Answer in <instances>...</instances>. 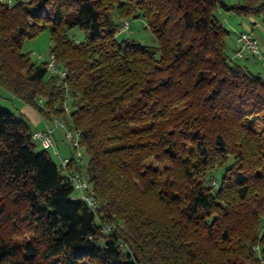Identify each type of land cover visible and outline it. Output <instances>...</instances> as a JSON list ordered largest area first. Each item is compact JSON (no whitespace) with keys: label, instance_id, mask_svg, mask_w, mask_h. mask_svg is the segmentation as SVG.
I'll return each instance as SVG.
<instances>
[{"label":"trees","instance_id":"obj_1","mask_svg":"<svg viewBox=\"0 0 264 264\" xmlns=\"http://www.w3.org/2000/svg\"><path fill=\"white\" fill-rule=\"evenodd\" d=\"M217 8L264 14L257 0L0 2V87L45 119L66 117L68 94L100 202L95 216L73 199L0 105V264H264V76L227 52ZM125 17L158 46L118 40ZM43 29L64 78L22 50Z\"/></svg>","mask_w":264,"mask_h":264},{"label":"rangeland","instance_id":"obj_2","mask_svg":"<svg viewBox=\"0 0 264 264\" xmlns=\"http://www.w3.org/2000/svg\"><path fill=\"white\" fill-rule=\"evenodd\" d=\"M224 3L228 5L233 4H243L248 0H222ZM258 4L264 5V0H257ZM217 18L221 21L223 26L228 30V35L225 39L226 41V49L227 52L232 55L234 51L237 49L236 39L235 37L242 31H250L255 36L258 37L259 43L264 41V14L256 13L253 15L241 16L238 15L236 12L232 10H226L223 8H217L215 11ZM124 20L129 21V28L124 31L116 34L118 40L121 39H129L137 41L141 44L157 47L158 43L153 35L152 31L147 27L143 18H129L125 17ZM122 20V19H121ZM67 35L69 38L75 40L76 42L82 41L85 37L84 30L78 26H75L67 31ZM49 47H50V35L48 29L41 30L35 37L31 39H27L22 44V50L25 52H29V55L33 61H46L49 57ZM260 54L258 55H248L246 60L250 63L249 65L245 63V59L238 58L237 61L246 65L248 69L258 72L260 75L264 76V43H260ZM41 55V59L37 60L36 55ZM247 53H243V56ZM261 57V58H260ZM49 75V71L47 72L46 76ZM4 92V91H3ZM70 97L67 98V106H68V114L72 111ZM0 105L5 109H9L14 111L15 107L21 105V103L9 95H4L0 91ZM18 116L17 112L15 113ZM50 118V117H49ZM65 123L68 124L69 118L66 115L65 118L60 117ZM62 130V129H61ZM56 145L59 149L61 156H68L71 154V149L67 146V141L63 137V130L62 134H57L55 138ZM35 146L34 149L36 152L42 151L41 146L34 142ZM50 154L52 161L58 166L59 168V158L58 156L53 154V151L47 150ZM231 159H228L226 163L217 168L214 171L215 177L218 180L219 177L223 174L225 168L230 164ZM206 181L210 180L209 178L205 179Z\"/></svg>","mask_w":264,"mask_h":264},{"label":"built area","instance_id":"obj_3","mask_svg":"<svg viewBox=\"0 0 264 264\" xmlns=\"http://www.w3.org/2000/svg\"><path fill=\"white\" fill-rule=\"evenodd\" d=\"M2 3L11 5L14 0H0ZM129 28V21L122 20L118 32H124ZM237 49L232 54L233 57L243 56V53H249L251 55L260 54V43L258 38L250 31H242L236 36ZM37 60L41 59V55H36ZM46 68L51 75H56L59 78H64L66 73L58 66V63L52 54H49L48 60H46ZM64 86L66 84L64 83ZM68 94L65 93L62 101V109L68 115L69 122L65 125L64 121L60 117L51 115L50 120L53 127H59L63 130V137L67 141V145L71 149V157H61L59 149L57 148L53 127L46 125L43 129H33L31 132V140L37 142L42 149L52 150L53 154L59 158V168L69 181L73 194L72 198L75 200H81L88 209L96 216L98 209L100 208L99 199L95 196L94 190L86 175V154L85 150L79 141V131L71 126L70 116L68 114L67 106ZM42 99L38 102L41 104ZM71 158L73 164H71ZM102 228L106 233L112 230V226L108 222L102 224Z\"/></svg>","mask_w":264,"mask_h":264},{"label":"crops","instance_id":"obj_4","mask_svg":"<svg viewBox=\"0 0 264 264\" xmlns=\"http://www.w3.org/2000/svg\"><path fill=\"white\" fill-rule=\"evenodd\" d=\"M260 43L262 44V43H264V41H261ZM248 55H251V54L247 53V54H245L244 56H242L240 58L242 60L245 59V63L249 65L250 63L248 62V60H246V59H248L247 58ZM252 56H254V55H252ZM0 91H1V93H3L6 96L9 95L10 97H13V98L17 99L21 103V105H18V107H15V110H16L15 113L17 112L18 116H22L23 118H25L29 122V124H30L32 129H39L40 130V129H43L46 125L52 126V122H51L50 118L45 119L32 106L24 103L23 101H21L20 99L14 97V96H12L11 94H9L6 90L2 89L1 87H0ZM53 134H54V138H56L57 134L61 135L62 134L61 128L53 127ZM61 157H68L69 158V157H71V154L68 155V156H61Z\"/></svg>","mask_w":264,"mask_h":264}]
</instances>
